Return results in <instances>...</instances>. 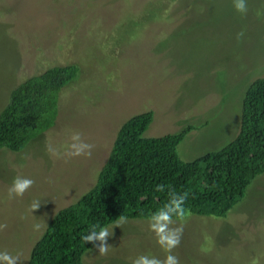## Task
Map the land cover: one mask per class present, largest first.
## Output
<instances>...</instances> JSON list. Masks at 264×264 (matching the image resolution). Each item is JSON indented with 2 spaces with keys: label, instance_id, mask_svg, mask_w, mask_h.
Returning a JSON list of instances; mask_svg holds the SVG:
<instances>
[{
  "label": "rangeland",
  "instance_id": "374dc122",
  "mask_svg": "<svg viewBox=\"0 0 264 264\" xmlns=\"http://www.w3.org/2000/svg\"><path fill=\"white\" fill-rule=\"evenodd\" d=\"M246 2L242 14L234 0H0V115L25 80L53 67L79 69L59 95L54 127L20 152L0 149V251L28 264L52 218L94 187L134 116L153 112L148 138L195 127L178 146L185 162L237 138L246 92L264 79V0ZM76 132L94 146L90 157L65 154ZM16 176L35 184L10 198ZM35 199L43 203L32 212ZM174 220L183 224L171 253L180 264H264V174L225 218ZM117 222L109 251L101 255L98 242L84 264L166 258L148 219Z\"/></svg>",
  "mask_w": 264,
  "mask_h": 264
},
{
  "label": "trees",
  "instance_id": "16d2710c",
  "mask_svg": "<svg viewBox=\"0 0 264 264\" xmlns=\"http://www.w3.org/2000/svg\"><path fill=\"white\" fill-rule=\"evenodd\" d=\"M78 72L76 65L53 67L19 84L0 115V149L20 152L54 127L59 95ZM153 120V112H147L122 125L94 187L52 218L28 264H84L94 245L82 237L91 234L92 226H110L121 216L148 219L168 201L169 188L177 195L189 194L185 208L190 214L225 218L264 174V79L246 92L237 138L193 162L180 159L178 146L195 127L144 137ZM160 184L164 192L156 191Z\"/></svg>",
  "mask_w": 264,
  "mask_h": 264
},
{
  "label": "clouds",
  "instance_id": "9594fccd",
  "mask_svg": "<svg viewBox=\"0 0 264 264\" xmlns=\"http://www.w3.org/2000/svg\"><path fill=\"white\" fill-rule=\"evenodd\" d=\"M235 9L245 14L247 12L246 0H234ZM72 143L67 146L66 155L70 157L88 156L92 155L93 145L86 143L82 140L79 132L71 136ZM56 155H61L57 150L50 149ZM35 180L24 176H16L12 182L11 187L8 189L10 198L23 197L24 194L32 188ZM157 192H164L165 185L160 184L156 186ZM188 193L184 192L182 195H177L171 188L168 191V201L163 204L156 212L148 217L149 230L157 238V243L168 253L166 258L161 260L154 256L141 255L137 257L133 264H180V260L176 255L171 254L172 250L179 246L181 242V235L183 233V224L179 227H173L176 220L183 221L190 215V210L185 208V201L188 198ZM43 202L40 199H35L30 205V210L34 212L41 207ZM127 217L121 216L117 222V226L126 222ZM36 230H39L42 225L36 224ZM91 234H86L82 237L86 243H93L99 241L98 251L101 255L109 251V245L106 238L113 235V229L109 226L94 225L90 231ZM0 264H20L19 254L13 255L8 251H0Z\"/></svg>",
  "mask_w": 264,
  "mask_h": 264
}]
</instances>
